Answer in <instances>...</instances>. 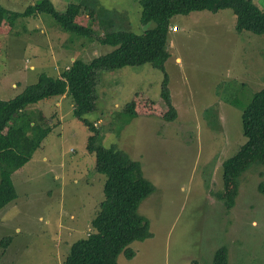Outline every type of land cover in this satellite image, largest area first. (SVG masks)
I'll use <instances>...</instances> for the list:
<instances>
[{
  "label": "rangeland",
  "instance_id": "1",
  "mask_svg": "<svg viewBox=\"0 0 264 264\" xmlns=\"http://www.w3.org/2000/svg\"><path fill=\"white\" fill-rule=\"evenodd\" d=\"M37 1L0 4L22 12ZM50 1L58 12L79 4L75 21L98 32L144 30L139 0ZM252 2L264 10V0ZM171 21L178 30L168 35L165 73L176 119L163 120L164 74L148 64L101 72L95 110L85 115L98 130L97 144L138 161L154 186L138 208L153 236L133 242L135 256L120 254L117 264H212L221 246L227 264H264V194L258 191L264 166L253 164L240 175L231 209L217 197L221 164L245 140L241 112L264 87V34L237 33L229 9ZM111 50L61 31L49 14L16 18L0 26V100L39 74L56 78L72 60L89 62ZM130 101L134 118L123 112ZM28 108L46 118L56 114L59 125L12 174L16 198L0 210V241L10 240L0 243V264H62L70 245L93 231L105 176L94 170L95 155L86 151L90 133L73 115L69 97Z\"/></svg>",
  "mask_w": 264,
  "mask_h": 264
},
{
  "label": "trees",
  "instance_id": "2",
  "mask_svg": "<svg viewBox=\"0 0 264 264\" xmlns=\"http://www.w3.org/2000/svg\"><path fill=\"white\" fill-rule=\"evenodd\" d=\"M138 3L140 23L144 26L139 34L129 30L98 32L80 25L75 21L80 12L79 4L70 3L63 12L56 11L50 0H39L22 12H12L0 4V26H12L16 18L49 14L61 31L112 48L89 62L72 60L56 78L39 74L34 84L25 86L9 100H0V210L16 198L12 174L31 160L42 141L59 125L56 114L46 118L42 112L29 109V106L50 98L69 97L73 115L90 133L86 151L95 155L94 170L105 176L103 199L95 213L93 231L70 245L62 264H117L120 254L126 259L135 256L130 247L133 242L153 236L148 219L138 212L140 204L153 193V184L143 176L138 161L114 146L97 144L98 130L85 118L95 110L100 73L144 64L161 71L164 79L160 97L167 107L162 118L171 122L177 113L167 87L165 63L170 57L168 35L174 32L170 28L176 27L171 21L173 17L229 9L235 16L237 33L264 34V10L252 0H139ZM123 112L134 118L137 114L134 101L128 102ZM240 124L245 140L221 164L222 189L217 197L227 210L235 204L240 175L253 164L264 166V87L253 94L242 110ZM258 191L264 194V181L259 183ZM9 241L5 237L0 243L3 245ZM227 262V248L221 246L214 252L212 264Z\"/></svg>",
  "mask_w": 264,
  "mask_h": 264
},
{
  "label": "crops",
  "instance_id": "3",
  "mask_svg": "<svg viewBox=\"0 0 264 264\" xmlns=\"http://www.w3.org/2000/svg\"><path fill=\"white\" fill-rule=\"evenodd\" d=\"M62 98H66V96H62V97L58 98V101L61 100ZM74 181H76V180L74 179Z\"/></svg>",
  "mask_w": 264,
  "mask_h": 264
},
{
  "label": "built area",
  "instance_id": "4",
  "mask_svg": "<svg viewBox=\"0 0 264 264\" xmlns=\"http://www.w3.org/2000/svg\"><path fill=\"white\" fill-rule=\"evenodd\" d=\"M171 31H176V27L170 28Z\"/></svg>",
  "mask_w": 264,
  "mask_h": 264
}]
</instances>
